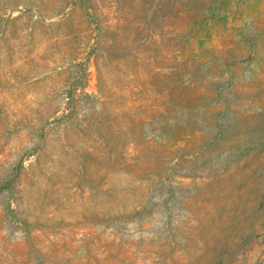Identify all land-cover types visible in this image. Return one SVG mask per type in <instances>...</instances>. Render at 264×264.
<instances>
[{
    "label": "rangeland",
    "instance_id": "rangeland-1",
    "mask_svg": "<svg viewBox=\"0 0 264 264\" xmlns=\"http://www.w3.org/2000/svg\"><path fill=\"white\" fill-rule=\"evenodd\" d=\"M0 264H264V0H0Z\"/></svg>",
    "mask_w": 264,
    "mask_h": 264
}]
</instances>
